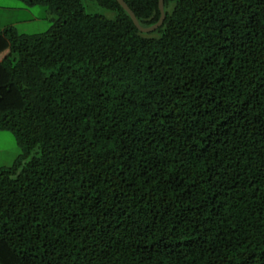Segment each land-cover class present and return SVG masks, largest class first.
Returning <instances> with one entry per match:
<instances>
[{
  "label": "trees",
  "instance_id": "obj_1",
  "mask_svg": "<svg viewBox=\"0 0 264 264\" xmlns=\"http://www.w3.org/2000/svg\"><path fill=\"white\" fill-rule=\"evenodd\" d=\"M21 1L54 18L0 26V264H264V0Z\"/></svg>",
  "mask_w": 264,
  "mask_h": 264
},
{
  "label": "rangeland",
  "instance_id": "obj_2",
  "mask_svg": "<svg viewBox=\"0 0 264 264\" xmlns=\"http://www.w3.org/2000/svg\"><path fill=\"white\" fill-rule=\"evenodd\" d=\"M83 3L87 12H96L109 17L113 15L94 0H83ZM53 18L54 14L44 5L28 6L21 0H0V26L12 25L19 33L44 32L50 27ZM21 152V147L17 144L13 133L8 129H0V167L12 164Z\"/></svg>",
  "mask_w": 264,
  "mask_h": 264
},
{
  "label": "water",
  "instance_id": "obj_3",
  "mask_svg": "<svg viewBox=\"0 0 264 264\" xmlns=\"http://www.w3.org/2000/svg\"><path fill=\"white\" fill-rule=\"evenodd\" d=\"M117 2L129 14V16L132 19L134 25L141 32H150V31H153L157 27H159L163 23V21H164L165 12H164L163 0H158V9H159V18H158V20L155 23H153L151 25H148V26H143V25H141L139 23V21L137 20L135 14L133 13V11L130 9V7L127 5V3L124 0H117Z\"/></svg>",
  "mask_w": 264,
  "mask_h": 264
}]
</instances>
